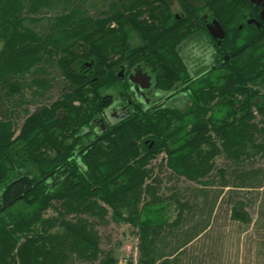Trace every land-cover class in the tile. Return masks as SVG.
<instances>
[{
	"label": "trees",
	"instance_id": "obj_1",
	"mask_svg": "<svg viewBox=\"0 0 264 264\" xmlns=\"http://www.w3.org/2000/svg\"><path fill=\"white\" fill-rule=\"evenodd\" d=\"M176 1L180 12L172 11L168 0H106V8L89 15L87 0H0V55L7 50L15 64L0 73L5 94L19 95L29 83L51 87L48 77L33 75L50 63L66 82L62 96L29 114L17 134L10 119L0 118V264H65L68 251L96 258L99 248L85 222L62 218L61 235L38 229L54 202L85 214L106 212L96 197L117 220L139 228L145 250L168 223L165 199L153 196L139 206L147 165L160 151L168 168L199 180L219 151L207 137L210 130L233 158L247 155L248 144L261 149L263 144L254 142L252 106L264 116V94L254 86L264 88V42L261 29L244 20L249 1ZM52 10L58 11L55 23L48 15ZM203 15L216 19L225 37L215 53L218 66L192 84L189 107L183 111L159 100L161 107L154 109L138 105L98 134L94 119L118 91L127 94L128 83L116 73L120 64L148 70L160 92L179 88L185 78L180 43L194 31L206 33ZM43 20L48 24L42 33L25 24ZM20 38L25 40L17 45ZM216 95L205 117L204 105ZM232 216L247 219L237 209ZM115 262L109 253L100 260Z\"/></svg>",
	"mask_w": 264,
	"mask_h": 264
},
{
	"label": "rangeland",
	"instance_id": "obj_2",
	"mask_svg": "<svg viewBox=\"0 0 264 264\" xmlns=\"http://www.w3.org/2000/svg\"><path fill=\"white\" fill-rule=\"evenodd\" d=\"M168 1L172 11H181L176 0ZM105 6L106 0L86 2L89 15H96ZM56 13L57 10H52L48 15L53 20ZM25 24L42 33L48 22L43 20L32 24L27 21ZM24 40L20 38L16 44ZM29 41L27 37L24 42ZM14 67L6 50L0 55V73ZM44 68L45 72L34 71L33 75L48 77L51 87L29 83L23 86L19 95L9 96L0 85V118L12 121L15 134L29 114L50 105L64 93L66 82L58 67L50 63ZM31 70L32 67L25 72L27 82L32 78ZM252 86L250 84L248 88ZM254 86L259 94H264L262 84ZM206 108L210 110L211 106ZM209 110L205 117L210 114ZM252 110L257 126L254 142L263 144L257 152L248 144L247 155L233 158L223 151L218 137L210 130L207 137L215 141L219 151L210 159L208 171L199 180L168 168L163 150L148 163V176L141 187L139 206L153 196L165 199L168 223L156 230L153 244L147 245L145 250L142 249L139 228L127 220H117L111 209L97 197L95 200L106 212L85 214L67 210L54 202V206H49L43 213L44 223L39 224L38 229L61 235L63 228L59 222L62 218L86 223L97 242L98 256L86 259L68 251L65 264H100L106 253L115 258V264H264V116L255 106ZM202 144V149L206 150L208 145ZM47 152L53 154L52 150ZM234 209L244 212L247 219L233 218ZM123 212L126 214L125 209ZM22 241L23 236L17 245Z\"/></svg>",
	"mask_w": 264,
	"mask_h": 264
},
{
	"label": "flooded vegetation",
	"instance_id": "obj_3",
	"mask_svg": "<svg viewBox=\"0 0 264 264\" xmlns=\"http://www.w3.org/2000/svg\"><path fill=\"white\" fill-rule=\"evenodd\" d=\"M250 8L244 14L245 22L252 26H257L261 29L264 42V0H248ZM196 18V17H195ZM197 19V18H196ZM200 20L204 22L206 33L194 31L187 37L183 38L180 43V51L184 61V75L183 83L179 88L169 91L160 92L153 86L152 75L148 70L144 69L139 64L130 66L129 64H120L117 68V75L119 78L128 83L127 94H122L121 90L114 95L112 103L101 113L99 117L94 119L95 131L99 134L103 129L110 125L127 118L136 107L143 106L144 109H154L161 107L155 101L159 100V104L168 105L171 107H178L185 111L191 101L188 97L193 83L202 82V77L209 70L215 69L219 62L215 55L222 39L220 31L216 25L219 23L216 19L210 18L208 15L200 16ZM223 28V27H222ZM242 25L239 26V29ZM224 30V29H223ZM257 38V35H254ZM226 59L227 55L224 56ZM146 73L149 76L148 83L140 78V72ZM131 78L136 79L137 82L131 81ZM205 90L209 91L210 86L206 85ZM141 85L147 84L146 87L141 88ZM216 94V91H211ZM217 100V95L209 103H205V107H212ZM211 110V109H210ZM209 110V111H210Z\"/></svg>",
	"mask_w": 264,
	"mask_h": 264
},
{
	"label": "water",
	"instance_id": "obj_4",
	"mask_svg": "<svg viewBox=\"0 0 264 264\" xmlns=\"http://www.w3.org/2000/svg\"><path fill=\"white\" fill-rule=\"evenodd\" d=\"M216 25L218 27V30L220 31L221 37H223L224 36V30H223L222 26L219 23H217V22H216ZM139 79L144 80L146 83H148L149 76L146 73L143 72V73L140 74V78ZM131 81L137 82L136 79H133V78H131ZM146 85L147 84H144V85L140 84V87L143 88V87H146Z\"/></svg>",
	"mask_w": 264,
	"mask_h": 264
}]
</instances>
